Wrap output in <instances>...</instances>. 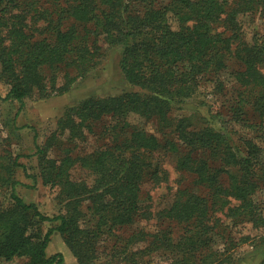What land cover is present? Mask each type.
I'll list each match as a JSON object with an SVG mask.
<instances>
[{
  "label": "trees",
  "instance_id": "obj_1",
  "mask_svg": "<svg viewBox=\"0 0 264 264\" xmlns=\"http://www.w3.org/2000/svg\"><path fill=\"white\" fill-rule=\"evenodd\" d=\"M50 1L46 6V0H0L1 75L10 86L6 96L0 94V102L17 101L22 109L28 98L68 92L95 69L105 44L120 49L121 73L135 89L90 95L60 116L58 134L73 144L71 149L98 138L106 141L104 147L76 157L68 148L55 158L39 146L37 153L47 161L43 180L60 188L64 213L49 216L26 202L16 192L15 178L17 167L25 166L0 154V187L11 190L10 204L0 206V260L63 264L61 253H47L58 231L78 264H153V252H160L167 264H233L229 239L212 222L214 207L219 205L234 225L264 226V208L255 198L264 185L258 136L236 137L218 111H213V122L201 128L192 127L190 117L176 119L172 112L187 108L182 90L200 77L220 82V72L234 56L240 66L233 72L232 119L264 135V123L249 117H264V38L239 44L234 55V32L227 36L215 29L217 23L236 29V17L247 10L264 16V0ZM43 17L48 23L39 26ZM139 120L170 128L175 138L163 141ZM161 149L176 155L177 168L193 176L194 188L179 190L161 212L163 222L169 223L161 232L135 228L123 237L120 231L152 216L141 202L142 183L151 157ZM77 161L91 172L90 184L71 178ZM85 199L91 203L87 219ZM48 221L59 224L44 233L42 225ZM171 223L178 224L180 234ZM221 237L224 250L215 247ZM110 241L112 250L102 252L99 245ZM146 257L151 261L146 263Z\"/></svg>",
  "mask_w": 264,
  "mask_h": 264
},
{
  "label": "rangeland",
  "instance_id": "obj_2",
  "mask_svg": "<svg viewBox=\"0 0 264 264\" xmlns=\"http://www.w3.org/2000/svg\"><path fill=\"white\" fill-rule=\"evenodd\" d=\"M43 1V0H42ZM45 1V0H44ZM47 5H51L50 0H46ZM134 8H138L134 4ZM48 22L43 17L38 25L44 26ZM236 24V25H235ZM236 29L223 27L219 23L215 25L217 32L226 31L227 36L233 35V54L238 45L254 43L264 38V16L260 12L247 10L238 14L234 23ZM44 35L41 36H45ZM103 56L99 59L97 66L91 73L84 78H79L68 92L63 94H54L48 98H28L21 109V104L17 101L0 102V154L17 158L25 167H17L15 178L19 180L16 185V192L28 203H35L37 207L49 216L58 215L66 211V199L60 196V188L45 184L43 172L47 161L43 156L37 153L40 147H44L47 152L55 158L63 157L68 148L72 156H88L97 148L104 147L106 141L101 139H91L86 143H80L77 148L71 149L73 144L70 141L60 140L58 121L65 108L75 104L79 100L90 95L106 96L109 94H118L131 87L124 79L120 70L121 51L119 48H112L104 45ZM235 55V54H234ZM239 63L234 56L228 58L227 68L220 72V82L213 81V77L199 78L198 82L192 87L182 90V95L186 100V109L173 110L172 116L176 119L190 117L189 123L192 127L201 128L213 122V111L221 114L229 128L235 132V136L242 134L245 137L258 136L259 145L264 157V135L252 132L245 125L236 123L232 119L229 101L232 98L233 72L239 68ZM10 86L5 83L1 75L0 63V94L6 96ZM216 115V113H214ZM251 121L264 123V117L254 118L249 115ZM150 133L156 134L161 140L175 138V134L170 132V128L162 129L155 121H138ZM100 129V127H99ZM236 136V137H237ZM71 178L76 181H86L91 183L92 175L87 167L77 161L71 167ZM155 171L157 174H155ZM185 188H194V178L188 172L179 170L176 166V155L169 152L168 149H161L151 157V167L145 171L144 181L142 183V204L147 211H151L152 216L149 219L141 218L130 228L120 231V234L129 236L135 228H141L151 233L161 232L168 227L169 223L163 222L165 216L161 212L171 206L179 190ZM11 190L8 187H0V206H7L11 202ZM256 202L264 208V185L260 187L255 195ZM90 200L85 199L82 209L86 217H91V211L88 210ZM220 206H215V216L212 222H217L223 238L220 244L215 247L224 250L223 243L234 256L233 264H261L264 259V226L258 227L251 222H242L234 225L230 219L224 218V213L219 211ZM223 217V218H222ZM223 219V220H222ZM167 220V219H166ZM169 222V220H167ZM171 222V221H170ZM59 221H48L42 225V231L45 233L50 227H55ZM176 234L181 228L177 223H171ZM125 231V232H124ZM100 250L109 252L113 248V242H103L99 245ZM143 243L137 245L135 249L142 248ZM134 249V250H135ZM49 256L62 254L63 264H78V261L71 249L64 240L63 235L56 231L51 236V241L47 249ZM160 252H153L151 255L154 263L167 264ZM146 256V255H145ZM147 262L151 261L146 257ZM22 264H28L27 259L19 258ZM99 264H105L103 261ZM114 264H125L115 262ZM139 264V263H138ZM145 264V262H144Z\"/></svg>",
  "mask_w": 264,
  "mask_h": 264
},
{
  "label": "built area",
  "instance_id": "obj_3",
  "mask_svg": "<svg viewBox=\"0 0 264 264\" xmlns=\"http://www.w3.org/2000/svg\"><path fill=\"white\" fill-rule=\"evenodd\" d=\"M19 261H15L14 259H11V260H0V264H22Z\"/></svg>",
  "mask_w": 264,
  "mask_h": 264
},
{
  "label": "crops",
  "instance_id": "obj_4",
  "mask_svg": "<svg viewBox=\"0 0 264 264\" xmlns=\"http://www.w3.org/2000/svg\"><path fill=\"white\" fill-rule=\"evenodd\" d=\"M15 261H19V258H14Z\"/></svg>",
  "mask_w": 264,
  "mask_h": 264
}]
</instances>
